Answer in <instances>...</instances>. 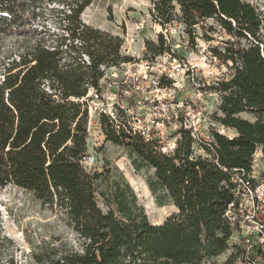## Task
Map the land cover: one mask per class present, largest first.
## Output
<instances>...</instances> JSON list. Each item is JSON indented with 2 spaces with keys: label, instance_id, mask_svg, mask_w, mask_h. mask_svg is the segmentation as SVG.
<instances>
[{
  "label": "trees",
  "instance_id": "16d2710c",
  "mask_svg": "<svg viewBox=\"0 0 264 264\" xmlns=\"http://www.w3.org/2000/svg\"><path fill=\"white\" fill-rule=\"evenodd\" d=\"M94 1L0 0V53L5 39L20 40L0 58V189L17 187L56 208L82 245V252L37 255L35 264H244L246 251L231 246L225 214L233 202L231 172L250 171L259 151L264 158V13L246 0H149L155 24L181 26L193 44L225 34L211 51L232 73L211 87L221 96L213 118L236 133L230 139L213 132L211 158L195 155L183 133L167 156L101 118L106 142L126 150L157 205L177 209L153 225L117 167L83 166L89 112L82 100L98 87L103 67L133 62L122 55L120 37L84 24ZM147 47L153 58L172 51L163 36Z\"/></svg>",
  "mask_w": 264,
  "mask_h": 264
},
{
  "label": "built area",
  "instance_id": "2783aa9c",
  "mask_svg": "<svg viewBox=\"0 0 264 264\" xmlns=\"http://www.w3.org/2000/svg\"><path fill=\"white\" fill-rule=\"evenodd\" d=\"M146 46H137L135 38L122 46L123 56L133 62L118 67H103L104 76L97 88H91L82 102L89 112V137L93 120L106 116L118 132H126L152 144L160 153L173 156L183 133L194 141L197 156L214 154V133L232 139L235 132L213 118V104L219 107L221 96L211 89L218 81L202 78L200 68L182 60L172 49L163 55L144 59ZM89 63L88 58H85ZM217 59V58H216ZM102 127V126H101ZM95 158L89 152L85 169H92ZM233 202L225 217L233 229L231 246L242 245L244 264H264V158L259 151L250 171L231 172ZM257 254L251 260V254ZM239 264H242L240 261Z\"/></svg>",
  "mask_w": 264,
  "mask_h": 264
},
{
  "label": "rangeland",
  "instance_id": "374dc122",
  "mask_svg": "<svg viewBox=\"0 0 264 264\" xmlns=\"http://www.w3.org/2000/svg\"><path fill=\"white\" fill-rule=\"evenodd\" d=\"M264 13V0H246ZM149 0H95L82 15L84 24L110 33L123 40V46L131 38L137 40L138 48L144 43L145 58L147 44H159L163 36L178 57L200 68L202 78L209 81H225L231 77V65L214 57L212 48L218 45L225 34L214 35L215 41L197 39L193 44L179 25L164 30L152 21ZM211 24H215L211 22ZM20 43L17 37L5 39L0 58L6 52L15 51ZM86 58V57H85ZM213 114L218 111L213 104ZM243 118L252 120L244 115ZM89 137V152L95 158V165L88 172H102L105 163H111L125 176L136 192L139 203L153 225H162L170 216L177 213L173 205L160 207L150 192L143 174L133 168L124 148L106 142L101 120L94 121ZM81 242L69 226L67 217L56 208L44 206L36 198L17 187L0 189V264H35V256L52 253L55 250H75L82 252ZM229 253H226L222 262ZM217 262V261H216Z\"/></svg>",
  "mask_w": 264,
  "mask_h": 264
},
{
  "label": "crops",
  "instance_id": "0c3cea01",
  "mask_svg": "<svg viewBox=\"0 0 264 264\" xmlns=\"http://www.w3.org/2000/svg\"><path fill=\"white\" fill-rule=\"evenodd\" d=\"M235 135H236V133H235ZM261 154H262V153H261ZM229 254H230V253H229ZM229 254L227 255V257H226L222 262L220 261V259H222V257H224L226 254L223 255V256H221L220 258H218V259H217V262H218V263H223V262H225V261L227 260V258L229 257Z\"/></svg>",
  "mask_w": 264,
  "mask_h": 264
}]
</instances>
